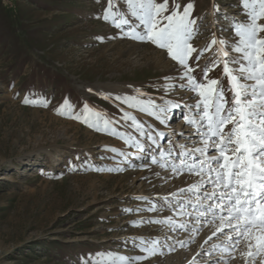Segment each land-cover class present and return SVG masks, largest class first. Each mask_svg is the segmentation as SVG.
<instances>
[{
	"label": "rangeland",
	"instance_id": "1",
	"mask_svg": "<svg viewBox=\"0 0 264 264\" xmlns=\"http://www.w3.org/2000/svg\"><path fill=\"white\" fill-rule=\"evenodd\" d=\"M168 2L165 15L173 10V0ZM114 3V11L127 14L126 0ZM175 3L180 11L193 4L190 18L196 23L190 43L198 52L214 35L230 43L238 40L229 22L232 17L246 20L240 0ZM107 5L108 0H0V264H94L102 253L128 257L132 264H264V252L246 255L244 240L223 251L229 230L212 236L219 221L211 214L197 218L192 204L212 186L206 184L200 193L188 191L202 176L186 168L174 172L172 165L180 164L181 151L202 146L196 127L183 119L189 112L186 105H195L200 97L180 86L187 83L181 80L182 68L165 49L123 35L128 26L105 21ZM215 54L213 46L198 62L190 59L198 81L204 80L200 69ZM208 78L220 81L231 102L223 65ZM137 90L143 94L138 99L178 107L162 113L167 120L160 123L116 99L137 96ZM26 97L45 100L47 106L25 103ZM65 100L73 114L87 103L111 119L119 133L144 145L146 156L131 163V155L140 150L134 143L58 114ZM125 112L144 125L145 135L123 119ZM170 147L172 155L161 157ZM56 154L63 160L53 165ZM207 154L218 155L211 149ZM193 157L202 158L192 153L183 159L191 164ZM153 240L158 241L155 255L132 259L146 255L142 247Z\"/></svg>",
	"mask_w": 264,
	"mask_h": 264
},
{
	"label": "snow or ice",
	"instance_id": "2",
	"mask_svg": "<svg viewBox=\"0 0 264 264\" xmlns=\"http://www.w3.org/2000/svg\"><path fill=\"white\" fill-rule=\"evenodd\" d=\"M126 4L127 14L114 11L116 7L114 0H108L102 18L111 21L117 28L128 26V30L123 35L138 41H148L160 49H165L168 56L182 68L181 80L186 79L187 83L180 86L190 88L200 97L195 105H186L189 112L183 119L196 127L202 146L181 151L180 164L172 165L174 172L186 168L202 176L201 181L190 185L188 191L200 193L206 184L212 186L211 191L203 192V199L198 196L192 204L193 208L197 209V218H206L211 214L214 221H219L212 236L223 233L225 229L229 230L223 251L232 250L244 240L248 248L246 255L249 257L259 255L264 252V22H260L264 19V0H240V7L246 20L241 22L232 17L229 22V27L238 37L237 41L230 43L229 40L214 35L211 42L199 52L190 43L196 23L190 18L192 3L186 4L183 11H180V4L173 0V10L168 15L164 14L168 12V0H162L160 3L156 0H126ZM214 11L219 12L218 5H214ZM224 16L228 19L227 13H224ZM129 17L135 18L138 23H132ZM140 28L142 30H138ZM213 46H216L215 59L207 61L200 69L204 80L198 81L194 75L196 67H193L189 61L193 59L198 62L204 52L210 51ZM229 47L232 53L239 55H230L227 50ZM193 53H197L195 57ZM209 63L211 68L208 66ZM221 64L228 78L231 102L225 98V89L220 85V81L208 78V73ZM197 67H199L198 63ZM140 95L143 94L137 90V96H117L116 99L155 117L160 123H165L167 120L162 113L178 107L171 102L161 106L152 99H138ZM24 102L43 103L44 106L48 103L45 100H29L27 97ZM56 111L60 115H69L97 130L110 131L113 135H119L125 143H134L141 151L144 149V145L139 140L131 135L119 133L112 127L111 119L105 118L87 103L80 112L73 114V106L65 100ZM123 119L130 120L131 126L141 136L146 134L144 125L136 116L125 112ZM158 135L163 136V133ZM147 136L153 144L156 143V138L151 132H147ZM178 147L184 149V145ZM210 149L216 151L218 155L209 156L207 153ZM192 153H199L202 158L193 157V163L189 164L183 157H191ZM160 155L171 156V147L166 152L161 151ZM152 159L155 163L156 158ZM202 174L207 175L206 180ZM184 207V204L180 205L182 215L185 214ZM168 222H172L171 217L168 218ZM180 227L184 225L181 224ZM212 236L208 239H212ZM144 243L141 238V244ZM212 247L215 249L220 246ZM157 248L158 241L153 240L149 246L142 247L146 255L132 259L136 261L147 259L156 254ZM97 255L100 260L94 264H132V260L128 257L118 254ZM85 264L89 262L85 261Z\"/></svg>",
	"mask_w": 264,
	"mask_h": 264
},
{
	"label": "bare ground",
	"instance_id": "3",
	"mask_svg": "<svg viewBox=\"0 0 264 264\" xmlns=\"http://www.w3.org/2000/svg\"><path fill=\"white\" fill-rule=\"evenodd\" d=\"M146 154H147L146 150H143V151L138 150L133 155H131L130 162L134 163L136 161H139V160L143 159V157L146 156ZM62 160H63V158H62V156L60 154L54 155V157H53V165H58ZM119 165L121 167H123V166H127V165H130V164L120 163Z\"/></svg>",
	"mask_w": 264,
	"mask_h": 264
}]
</instances>
